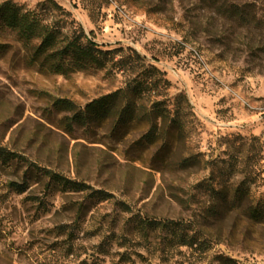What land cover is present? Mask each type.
<instances>
[{
    "label": "rangeland",
    "instance_id": "1",
    "mask_svg": "<svg viewBox=\"0 0 264 264\" xmlns=\"http://www.w3.org/2000/svg\"><path fill=\"white\" fill-rule=\"evenodd\" d=\"M2 1L47 10V0ZM52 1L63 13L47 11L48 24L71 22L63 33L80 25L104 50H133L164 74L157 100L184 107L183 135L171 130L150 143L143 122L69 126L72 115L56 101L83 108L135 75L44 72L28 65L16 35L0 28V146L32 164L0 158V264H264V217L258 223L242 210L211 208L220 198L214 193L226 191L228 201L243 194L242 204L264 210V36L249 33L261 38L249 49L250 39L200 0ZM257 10L264 18V7ZM39 169L111 198L62 191L37 176ZM23 182V193L10 186ZM179 229L197 244L172 243Z\"/></svg>",
    "mask_w": 264,
    "mask_h": 264
},
{
    "label": "trees",
    "instance_id": "2",
    "mask_svg": "<svg viewBox=\"0 0 264 264\" xmlns=\"http://www.w3.org/2000/svg\"><path fill=\"white\" fill-rule=\"evenodd\" d=\"M200 3L213 16L238 30L242 38H249L250 42L247 44L249 49H253L261 42V38H250L248 34L259 32L260 37L264 36L261 33L264 32V18L258 14L257 10L259 7H264V0H200ZM42 6H46L47 9L44 14L22 11L21 7L11 1L0 2V28L16 35L26 51L28 65L37 66L40 70L51 74L114 69L123 74L135 75L123 88L95 99L83 108H78L66 99L56 101L54 105L57 108L72 115L68 125L75 123L89 126L112 121L113 128H121L131 123L143 122L148 125L147 137H152L150 143L155 142L153 138H166L171 130H177L179 135H183L184 107L178 104L169 109L165 100H157L158 96H161L160 89L163 90L167 85L166 80L163 79V73L152 65H146L145 57L133 50L126 52L122 49L104 50L103 48L107 45H100L93 41L80 25L69 27L70 31L63 33V28L71 22L48 24L45 18L49 10L63 13L62 7L52 0L45 1ZM237 39L239 40L238 36ZM118 52L121 54L117 59ZM152 94L154 100L150 106H147L144 101ZM177 99L178 102L180 99L183 100L186 105L188 103L186 96L179 95ZM0 158L3 164L17 165L20 164L19 161H23L28 167L32 165L25 157L9 152L2 146H0ZM187 162L189 159H184L181 164L185 165ZM38 171L37 176L39 174L40 178H47L50 184L57 185L62 191L85 193L88 198L98 202L111 198L107 192L93 190L83 182L72 181L45 169ZM10 186L18 193L26 190L25 182L11 183ZM214 194L219 195L220 198L212 205L213 212L242 210L248 219L262 222L264 210L250 203L242 204L241 200L245 198L243 194H237L236 202L227 200L228 192L226 191H218ZM119 205L122 212H128L126 204ZM139 228L142 230L141 227ZM171 235L174 240L172 243L177 246L191 247L198 242L195 235H189L180 229ZM221 264L236 263L231 259L223 258Z\"/></svg>",
    "mask_w": 264,
    "mask_h": 264
}]
</instances>
